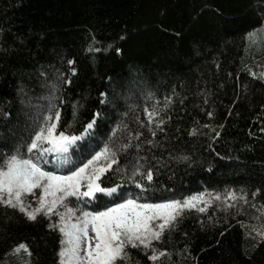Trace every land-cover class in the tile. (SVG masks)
Returning <instances> with one entry per match:
<instances>
[{"label":"trees","instance_id":"1","mask_svg":"<svg viewBox=\"0 0 264 264\" xmlns=\"http://www.w3.org/2000/svg\"><path fill=\"white\" fill-rule=\"evenodd\" d=\"M262 22L264 0H0V112L11 114L0 115V134L19 138L30 123L26 114L33 109L21 102L18 84L27 85L33 106H46L47 89L34 69L67 71L71 58L77 73L62 89L60 125L79 129L100 110L91 143L102 147L121 119L143 133L141 141L154 140L119 161L124 168L138 155L153 167L146 197L180 198L205 189L248 194L247 204L227 210L220 202L205 213L186 210L153 242L164 255L151 261L150 251L129 248L131 264H264V237L246 224L254 211L249 205L264 211ZM252 29L257 33L246 37ZM100 92L112 103L100 104ZM73 102L80 105L75 120ZM153 106L165 121L163 131L152 125L155 137L140 125L147 120L144 109ZM215 132L220 136L213 139ZM69 156L81 159L79 145ZM107 175L121 192L135 187ZM108 180L102 186L111 187ZM48 223L0 205V264H58L60 233ZM257 232H264V216ZM20 242L30 256L11 251Z\"/></svg>","mask_w":264,"mask_h":264},{"label":"snow or ice","instance_id":"2","mask_svg":"<svg viewBox=\"0 0 264 264\" xmlns=\"http://www.w3.org/2000/svg\"><path fill=\"white\" fill-rule=\"evenodd\" d=\"M259 28H264V22ZM257 31L250 30L246 37H253ZM89 50L96 51L91 47ZM120 51L116 49L117 53ZM66 64L67 71L47 65H38L34 69L40 86L47 89L46 106H33L27 85L18 84V97L33 109L32 113L26 114L30 123L19 138L15 134L11 138L0 134V205L17 210L28 221H35L38 216L48 218L47 227L60 233L59 264H131L129 248L146 253L150 251L148 259L156 261L166 250L158 252L153 242L161 241L186 210L205 213L214 202H220L217 206L224 210L237 207L238 201L248 203V194L243 189L238 192L225 189L223 193L205 189L180 198H158L155 201L146 197L143 193L152 187L153 167L146 162L141 163L142 158L138 155L124 168L119 161L121 155L127 160L132 149L138 153L141 143L153 145L154 140L141 141L143 133L138 129L128 130L129 126L121 119L110 129L111 135L103 141L102 147L91 143L89 138L103 115L100 110L94 111L91 119L82 123L79 129L73 130L72 122L60 125V106L65 103L62 89L72 83L71 77L77 73L73 59H67ZM99 97L102 105L112 103L105 92H100ZM166 100L170 101L171 97H166ZM79 107L73 102V120L77 118ZM0 115L11 118L10 113L0 112ZM121 115L126 116L127 112ZM144 115L147 120L140 121V125L147 128L151 136H156L152 125L163 131L161 125L165 121L159 118L160 113L155 106L151 109L146 107ZM207 115L211 117L212 113ZM121 129L127 133L126 137L116 135ZM219 136L220 132H215L213 139ZM78 144L81 159L73 161L69 150ZM179 159L188 160L189 157ZM53 161V168L49 170L47 165ZM65 163L70 167L64 169ZM57 166L62 171H58ZM109 173L121 183L134 184L140 193L120 192V184L108 180ZM106 180L112 184L111 187L102 186ZM259 191H253L251 197L255 198ZM105 198L106 202L93 206L95 210H87L88 203ZM80 204L84 207H79ZM249 206L256 207L255 204ZM53 217L56 218L55 223L51 222ZM258 234L264 237V232ZM21 250L31 255L24 242L11 249L13 253Z\"/></svg>","mask_w":264,"mask_h":264},{"label":"rangeland","instance_id":"3","mask_svg":"<svg viewBox=\"0 0 264 264\" xmlns=\"http://www.w3.org/2000/svg\"><path fill=\"white\" fill-rule=\"evenodd\" d=\"M262 37H263V39H264V33L262 34ZM79 145V144H78ZM78 145H76V146H73V147H70V150H69V155H70V151L71 150H75V149H77L78 148ZM51 155H53V154H51ZM50 155V156H51ZM71 160H73V161H76L75 159H73V158H71ZM55 163V161H53L52 163H49L48 165H47V168L49 169V170H51L52 168H53V164ZM65 164H67V163H65ZM64 164V166H63V168L64 169H66V168H68V167H70V164H68V166L66 167V165ZM57 170L58 171H62V169H60L59 168V166H57ZM136 190H140V189H137L136 187H124V189H123V193H132V194H139V192L137 191L136 192ZM37 192H38V190H36ZM119 191H120V188H119ZM121 192V191H120ZM98 196L100 195V194H97ZM70 200H72V201H74L75 200V198H70ZM102 203V202H100V201H97V200H93V201H91L90 203H88L87 204V210H89V211H93V210H95L94 209V205L96 204V203ZM240 202V201H239ZM33 203H35V201H33ZM70 206H72V205H70ZM79 207H84V204H80L79 205ZM192 210H195V209H192ZM254 211H251L252 212V215H250L251 217H250V219H249V221L246 223L247 224V226L253 231V234L256 236V234H258V232H257V228L259 227V220L262 218V216H264V211H263V209H259L258 207H255L254 209H253ZM197 211V210H196ZM55 220H56V218L55 217H53L52 218V223H55ZM252 234V235H253ZM253 235V236H254ZM58 264H59V260H58Z\"/></svg>","mask_w":264,"mask_h":264}]
</instances>
